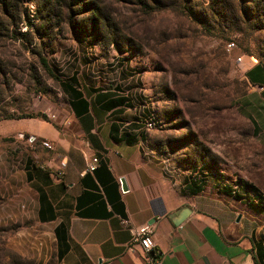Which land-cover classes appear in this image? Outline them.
Here are the masks:
<instances>
[{
	"label": "rangeland",
	"instance_id": "374dc122",
	"mask_svg": "<svg viewBox=\"0 0 264 264\" xmlns=\"http://www.w3.org/2000/svg\"><path fill=\"white\" fill-rule=\"evenodd\" d=\"M237 53L264 57V0H0V264H39L43 242L11 203L14 169L33 148L14 122L58 120L61 69L78 62L131 58L161 122L147 131L163 163L213 168L263 203L264 148L237 108L246 89Z\"/></svg>",
	"mask_w": 264,
	"mask_h": 264
},
{
	"label": "crops",
	"instance_id": "0c3cea01",
	"mask_svg": "<svg viewBox=\"0 0 264 264\" xmlns=\"http://www.w3.org/2000/svg\"><path fill=\"white\" fill-rule=\"evenodd\" d=\"M236 55L246 84L237 108L264 148V60ZM61 73L64 114L14 122L33 148L14 169L11 203L42 229L39 264H141L138 250L126 249L122 219L151 226L162 264H264V209L245 190L219 187L210 167L207 175L175 169L153 149L142 123L152 113L131 58ZM92 156L97 164L87 171ZM183 207L189 212L175 224Z\"/></svg>",
	"mask_w": 264,
	"mask_h": 264
},
{
	"label": "built area",
	"instance_id": "2783aa9c",
	"mask_svg": "<svg viewBox=\"0 0 264 264\" xmlns=\"http://www.w3.org/2000/svg\"><path fill=\"white\" fill-rule=\"evenodd\" d=\"M234 45L233 41H228L225 45L226 50H229ZM264 60V57H262ZM143 126L146 129H153L160 127V120L155 115H150L148 117L142 118ZM40 143L49 149H52L53 145L51 141L47 139H41ZM97 164V157L92 156L91 159L86 163L85 170L92 171ZM62 165V163L60 164ZM211 172L214 173L217 178V184L219 187H225L226 181L225 178L221 175V173L215 171L213 168H210ZM208 170V171H207ZM199 174L207 175L209 172V168H201L197 169ZM121 223L123 226L127 227L130 233V243L127 245L126 249L129 251L138 250V253L141 255L142 263L141 264H162L161 257L158 251L154 248V242L152 239V229L149 224H140L136 226H130L128 220L122 219ZM135 245L138 249L135 248Z\"/></svg>",
	"mask_w": 264,
	"mask_h": 264
},
{
	"label": "water",
	"instance_id": "95a60500",
	"mask_svg": "<svg viewBox=\"0 0 264 264\" xmlns=\"http://www.w3.org/2000/svg\"><path fill=\"white\" fill-rule=\"evenodd\" d=\"M119 180H120L121 188L124 190L126 188V185L124 183L123 177H120ZM188 212H189V208L183 207L182 209H180V212L178 213L176 219L173 222L175 224L180 223L187 216Z\"/></svg>",
	"mask_w": 264,
	"mask_h": 264
},
{
	"label": "trees",
	"instance_id": "16d2710c",
	"mask_svg": "<svg viewBox=\"0 0 264 264\" xmlns=\"http://www.w3.org/2000/svg\"><path fill=\"white\" fill-rule=\"evenodd\" d=\"M41 64L43 65V67L45 68V70L47 72H49L50 74H52V71L48 67V65H47V63H46V61H45L44 58H41ZM21 116H25V115H20V114H17V115L8 114V115H6V117H21ZM251 204H253V203H251ZM253 205H255V206H257V207H259L261 209H264V202L263 203H258V204L256 203V204H253Z\"/></svg>",
	"mask_w": 264,
	"mask_h": 264
}]
</instances>
